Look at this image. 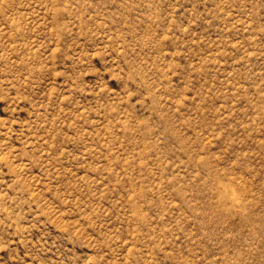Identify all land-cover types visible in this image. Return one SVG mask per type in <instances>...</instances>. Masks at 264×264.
I'll return each mask as SVG.
<instances>
[{
    "label": "rangeland",
    "instance_id": "rangeland-1",
    "mask_svg": "<svg viewBox=\"0 0 264 264\" xmlns=\"http://www.w3.org/2000/svg\"><path fill=\"white\" fill-rule=\"evenodd\" d=\"M0 264H264V0H0Z\"/></svg>",
    "mask_w": 264,
    "mask_h": 264
}]
</instances>
